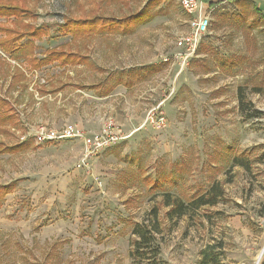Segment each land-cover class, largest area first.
I'll list each match as a JSON object with an SVG mask.
<instances>
[{"label": "rangeland", "instance_id": "rangeland-1", "mask_svg": "<svg viewBox=\"0 0 264 264\" xmlns=\"http://www.w3.org/2000/svg\"><path fill=\"white\" fill-rule=\"evenodd\" d=\"M241 3L213 5L209 34L177 77L168 70L178 65L162 60L177 52L174 40L188 31L179 0L28 3L32 22L46 31L34 40L36 56L65 45L87 64L61 70L54 63L27 73L28 92L17 101L25 123L20 131L28 134L0 137L11 145L30 141L31 147L0 155V186L11 189L0 200V264H138L130 256L131 229L154 208L158 264H204V256L216 264L262 263L264 21L254 8L264 16V3ZM140 10L149 15L147 22L123 35L72 39L61 27L95 12L120 19ZM0 59L17 66L1 52ZM148 69L155 72L143 78ZM3 72L0 63V93L15 97ZM120 72H138L140 79L128 88L115 86L108 97L89 89L97 83L111 87V75ZM51 84L61 90L35 99L38 86ZM238 90L249 103L244 110ZM159 104L165 124L154 129L146 114ZM108 118L119 140L94 149L88 140ZM66 122L80 124L83 137L34 143L39 127L58 130ZM87 148L92 154L80 165ZM242 155L249 158L244 168L232 161ZM215 182L224 190L216 205L166 217V194L186 205Z\"/></svg>", "mask_w": 264, "mask_h": 264}, {"label": "trees", "instance_id": "trees-1", "mask_svg": "<svg viewBox=\"0 0 264 264\" xmlns=\"http://www.w3.org/2000/svg\"><path fill=\"white\" fill-rule=\"evenodd\" d=\"M30 1L33 2V0H0V19H3V21H0V52L10 61H14L18 64H25L30 71H38L54 63L60 68L87 64L85 56L78 52L74 53L65 50V45H61L59 48H48L43 57L38 58L36 56V45L34 44V40H41L46 35V31L41 27L35 26L32 22V20L36 19V16L32 13L30 6H28ZM244 1L247 0H241L242 5L245 4ZM254 13L259 15L257 19L264 21V16L257 8H254ZM148 16L146 10H140L135 13V15L120 19L102 18L95 12L90 16L86 15L82 18L79 17L80 19L77 17L75 19L66 20L61 27L71 34L72 39L76 38V36L91 37L97 34H105L106 32L123 35L131 32L135 26L147 22L149 19ZM240 17L241 20H245L247 16L241 15ZM254 26V24H251V28ZM0 63L5 67V72L6 70L9 72L7 74H9L8 76L12 79L13 84H18L25 79V76H23L18 67L13 68L4 60H0ZM10 68H13L12 72L9 71ZM149 69L148 73L143 78H149L148 74L152 75L155 72V70L150 71ZM5 72H3V78H5ZM131 75H133L134 78H131ZM112 76L113 84L106 94L115 86L123 85L124 87H129L133 84V80L140 79L138 72H120L114 73L111 77ZM22 86L21 88L25 89L26 85L22 84ZM41 93L44 94L45 92L41 90ZM237 98H239L242 110L247 108L246 106H249V103L245 102L246 98L241 90H238ZM15 114L10 102L6 98L0 96V137L12 135L15 129L19 127ZM257 114L258 112H255L253 116ZM29 143L30 141H20L17 144L11 145L0 138V155L14 154L22 149H27L30 147ZM248 159V157L242 155L234 156L232 161L235 165L244 168L247 165L245 160ZM10 192L11 189L8 185L0 186V200H3ZM223 192L224 190L219 182H215L202 195L189 201L186 205L166 194L163 199V205L169 208L166 217L168 219H171L172 216L180 218L186 215L187 211L194 212L203 206H214L223 196ZM149 216L150 217L142 221V223L134 224L131 229V235L135 239L130 242V256L136 260L138 264H142L143 262L147 264H158L160 250L156 235L160 232V223L157 220V209H152L149 212ZM202 263L216 264L215 261L208 256L202 258Z\"/></svg>", "mask_w": 264, "mask_h": 264}, {"label": "built area", "instance_id": "built-area-1", "mask_svg": "<svg viewBox=\"0 0 264 264\" xmlns=\"http://www.w3.org/2000/svg\"><path fill=\"white\" fill-rule=\"evenodd\" d=\"M226 1L227 0H179L181 10L189 16L187 21L188 31L174 40L177 52L164 58L163 62L165 64L176 63L178 65V70L181 72L182 68L195 56L202 39L209 34L208 30L210 27L209 24L213 5H216L217 2L224 3ZM261 1L264 3V0ZM160 106L159 104L153 107L146 114V122L154 129H159L165 124L164 115L159 111ZM114 130H116L115 124L111 118H108L102 125L100 131L94 134L93 138L88 140V142L95 149L108 145L109 142L118 141L119 138ZM33 135L34 143L36 144L83 137V133L73 124H64V126L58 130L39 127L35 130ZM91 154L92 152L87 148L83 158L80 160V165H86V159Z\"/></svg>", "mask_w": 264, "mask_h": 264}, {"label": "crops", "instance_id": "crops-1", "mask_svg": "<svg viewBox=\"0 0 264 264\" xmlns=\"http://www.w3.org/2000/svg\"><path fill=\"white\" fill-rule=\"evenodd\" d=\"M65 50H66V48H65ZM163 59V58H162ZM1 60V59H0ZM8 60V59H7ZM2 61V60H1ZM10 61V60H9ZM163 61V60H162ZM11 62H14V61H11ZM15 63V62H14ZM17 64V66H12L11 65V67H18L19 69H20V71H21V73L23 74V76H25V79H23L21 82H19L18 84H13V81H12V79H10L9 78V74H5L4 73V76H5V78L7 77L8 78V89H10V90H13V91H15L16 93H17V95L15 96V97H13V94H15V93H9L8 92V94H1L0 93V96L2 97V98H6L9 102H10V105L13 107V110H14V113H16L15 114V118H16V120L18 121V123H19V127L17 128V129H15V133H19V134H22L23 132H21L20 130L23 128V126H25V123L23 122V120L21 119V115H20V113H21V110H18V106H19V101H17V96L19 95V96H21V95H23V94H27V92H28V75H27V73L29 72L30 74H33V72H37L36 70H32V71H30V70H28L27 72L26 71H24V69H22L21 68V66H20V64H18V63H16ZM165 64V63H164ZM167 64V63H166ZM77 66H83V65H77ZM77 66H68V67H66V68H74V67H77ZM13 68H12V70H13ZM60 68V67H59ZM66 68H60L61 70L63 69V70H65ZM28 69V68H27ZM174 68H170L168 71L170 72V73H175L174 71H176V73H175V77H177V76H179V75H181V73L183 72V70L180 72V70H178V66L175 68V70H173ZM3 75V74H2ZM2 79H3V76H2ZM106 79V78H105ZM6 80V79H5ZM22 84H24V85H26V87H25V89H22L21 87H23L22 86ZM120 86V85H119ZM123 86V85H122ZM115 88V87H114ZM113 88V89H114ZM125 88H128V87H125ZM89 89L91 90V91H93L94 93H95V95L97 96V97H108V95H110L111 93H112V91H113V89L111 90V91H109V93L108 94H106L107 93V91L108 90H110L111 89V87L107 84V85H101V86H99V83H97V84H95V85H93V86H90L89 87ZM35 90H37V94H38V96L35 98V99H37V100H43L44 98H46L48 95H54V94H56L57 92H59L61 89H60V87H56L55 85H53V84H51V87H42L41 85L40 86H38L37 87V89H35ZM41 90H43L45 93L44 94H42L41 93ZM30 97L31 98H33V95H30ZM25 115H26V111H25ZM67 123H69V124H73V125H75L76 127H77V129L78 130H80V131H83L82 130V128H81V126H80V124L78 125L77 123H72V122H66V124ZM77 124V125H76ZM136 131H137V129H136ZM28 134L27 132H24L23 134ZM81 133H83V132H81ZM261 264H264V256H263V258H262V263Z\"/></svg>", "mask_w": 264, "mask_h": 264}, {"label": "water", "instance_id": "water-1", "mask_svg": "<svg viewBox=\"0 0 264 264\" xmlns=\"http://www.w3.org/2000/svg\"><path fill=\"white\" fill-rule=\"evenodd\" d=\"M263 246H264V245H263ZM263 251H264V247H263V249H262V252H261V254H260V257L262 256Z\"/></svg>", "mask_w": 264, "mask_h": 264}, {"label": "bare ground", "instance_id": "bare-ground-1", "mask_svg": "<svg viewBox=\"0 0 264 264\" xmlns=\"http://www.w3.org/2000/svg\"><path fill=\"white\" fill-rule=\"evenodd\" d=\"M258 260H259V257H258ZM258 260H257V262H258Z\"/></svg>", "mask_w": 264, "mask_h": 264}]
</instances>
